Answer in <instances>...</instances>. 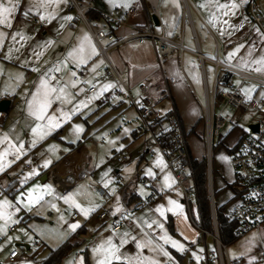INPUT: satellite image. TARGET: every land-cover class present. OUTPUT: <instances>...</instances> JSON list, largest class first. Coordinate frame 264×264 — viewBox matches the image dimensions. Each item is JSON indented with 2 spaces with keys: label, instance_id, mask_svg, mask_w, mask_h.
I'll return each mask as SVG.
<instances>
[{
  "label": "crops",
  "instance_id": "1",
  "mask_svg": "<svg viewBox=\"0 0 264 264\" xmlns=\"http://www.w3.org/2000/svg\"><path fill=\"white\" fill-rule=\"evenodd\" d=\"M180 1L183 2L187 10L188 0ZM0 2L7 4L8 0H0ZM35 3L36 0H17L16 10L11 13L9 23L0 24V33H3L0 36V40H2V43H0V99L7 98L10 100L7 111L0 112V140L4 136L8 137L9 129L10 132L15 134V144L18 145L19 142H23L22 154H30L38 164L39 169L44 170L46 168L43 166L45 160L50 161L49 165L56 162L53 170L54 180L56 173L77 174L79 181L67 190L66 193H71L72 199L81 206L92 207L94 208L93 211H95L98 209L96 206L102 204L98 198L94 199L92 203L89 202L92 201L89 197H96L94 193L95 186L102 187L110 195L108 202L114 199L113 201L111 200L109 206L112 210L111 219L107 218L108 215L102 220L91 219L89 212L88 217L83 215L84 223L80 224L84 225L85 229L87 225H85V222L89 219L93 228H97L100 223L108 220L106 227L111 229V232L117 233L119 231L120 233L123 228L122 224L118 230H112V226L124 208H128L129 211L132 210V215L127 221L126 229L123 231H138V236H141L144 241L151 238L154 246L156 243H161L158 237L163 232L155 224H153L152 228H148L145 222L151 223L152 221H158L163 225L164 231L169 236L177 234L180 239L186 242L188 241L189 243L191 237L183 228L182 224H180L181 220H183L186 227L188 226L184 208L181 206L174 212L168 211L171 208L167 197H165L168 190L167 188H163L162 190L164 183L163 175L166 173L162 166L154 164L157 154L151 155V152L155 151L152 137L149 133L140 131L139 128L136 130L132 129V125L129 123L131 116L133 118L137 117L136 108L127 102L125 95L115 94L113 88L108 89L102 95H96L90 102L87 100L88 97L98 92L97 82L101 85L106 82L113 83L111 78H107L102 74V71L107 67L108 62H110L117 70L119 76L124 80L128 93L131 96H138L140 86L143 83H148L149 88L146 97L153 104L154 108L164 114L171 110L176 111L180 117L186 140L190 137L197 136V141H199L198 143L202 149L192 153L187 142L191 158L205 160L206 179L213 208L215 206H223L224 212L231 214L233 206L238 202L236 190L231 186L233 183H236L235 172H232L231 177H223L220 175L217 177V182L213 186L212 173L214 171L212 168V153L205 140L203 124L205 89L207 93L211 92L207 87V75L204 62L208 61L213 64V59L219 57L216 54L215 58H211L201 52L196 28L191 17L189 16V21L196 48L184 45L188 49L184 53L188 52L192 54L200 64L201 75H199L197 70L195 77V73L192 74V79L198 85L201 77L204 89V102L202 104L195 101L192 94L195 91L188 81L186 72H184V53L181 55L172 54L163 59L160 64L156 57L154 43L150 39H145L140 43L138 39L131 38L117 44L114 41L102 39L97 44L93 38L91 34L92 28L102 29L107 33H111L116 39L133 36L141 26L148 23H151L155 32H158L155 29L156 25L152 21V14L142 7L140 0H130L127 8L123 7L124 0H86L89 9L94 10V12L101 16L96 19H90V22L78 17L72 9H68V0H60V3L55 8L48 7L45 10V15L52 13V18L41 20L37 10L31 8ZM134 5L137 7L136 11L129 14L128 9ZM30 8L31 10L29 11ZM26 12L27 15H25ZM158 15L159 23L157 26H162L164 33L174 38V31L165 27L166 20L159 10ZM66 17H71V19H66ZM106 17H108L107 20L105 19ZM34 18L39 21V24L35 23ZM248 25L246 23V25L243 24L241 27L246 29ZM14 34H17L15 35V39L13 38ZM85 34L88 35L91 42L95 45L97 55L91 56L87 63L77 66L68 54L77 47ZM21 35L23 39H21ZM175 38L178 37L176 36ZM183 39L185 38L182 33ZM49 41H51L50 44L48 43ZM100 48L106 50L102 51ZM194 50H197L204 56L203 62H200L198 56L194 54ZM219 60L221 59L219 58ZM223 62L226 64L225 61ZM57 67L60 69L59 71H49ZM55 72L60 73V79L55 78ZM73 72L75 73V77H77L76 79L71 75ZM45 73L48 74L47 78L50 83L59 81L68 86L67 91L70 94L71 103H61L53 100L47 115L55 116L60 126L52 128L51 130L45 127L42 132L34 134L32 132L33 127L37 123L46 125L47 121L38 122L30 114L28 101L32 99V93L36 91L40 84V78ZM247 74L264 81L255 75ZM236 77L239 78L237 75ZM73 80L78 82L74 87L72 86ZM88 81H91V83H88ZM90 87H95V91L92 93L87 92ZM122 96L124 100L121 98ZM102 97L106 98V102H100V98ZM78 101H85L86 106L80 107L79 111L74 112V106L77 105ZM102 104H107L110 110H103V108L97 110L98 106ZM137 104H140L139 100H137ZM15 109L18 112H16L14 117V115L11 116V113ZM58 109L72 113L70 118L63 119ZM18 113H20L18 116L20 118L19 120L17 119ZM119 116L120 118H118ZM10 123L12 126L8 128ZM77 125L82 127V131H77ZM125 129L129 131L125 132ZM129 133L133 137V144L130 147H126L124 146V142L128 140ZM10 136L12 137V135ZM241 136L238 135L237 139L229 145L230 147L228 146L227 151L229 156L232 147L238 142ZM33 140H35V144H33ZM96 141L98 142L97 144H95ZM7 144V140H4L0 143V148L4 149V145ZM120 145H123V147L121 148ZM124 148L131 150V155H129L130 159L125 163L119 164L115 161L114 154L117 150ZM17 155L19 154L12 153L2 162L5 167L3 171H0V179L3 175H6V184L10 181L8 186H6V191L8 192L11 191V185L13 184V178L8 176V171L11 162ZM108 156L114 161L115 167L110 168L112 162L108 160ZM160 156L167 165L165 158L161 154ZM216 160L217 164L224 161L220 153ZM27 165L29 164H25L24 168L30 169V165L26 168ZM149 168L155 173L154 176L146 175L147 169ZM104 173H107L106 177H104ZM121 175L127 179L125 188H131L135 193L141 192V194H145L148 192L147 196L153 194L154 199L145 202L143 205L140 204L139 207H135V204L126 205L123 201L124 189H117V184L114 182V179L117 176L122 177ZM102 177L103 179L111 181L108 188L103 186ZM136 182H141L147 190L139 191L140 189L138 190V184ZM139 188L142 189L141 186ZM237 188L239 189V185H237ZM113 189L114 191H112ZM117 197H119L118 202ZM138 197L139 202L144 200L140 196ZM180 204L182 205L181 197ZM158 205L164 206V216H160L156 212ZM117 207L120 208L119 212L115 211ZM73 208L75 209V207ZM193 211L199 219L197 204L196 209ZM79 217L80 214L73 218L77 219ZM3 223L4 221L0 220V224ZM179 224L183 229L179 227ZM11 225L15 227L14 223L8 222L6 224V231L10 233L15 232L17 229L15 227L13 231H9L7 228ZM77 228L71 230L67 237L71 236ZM99 229L100 227H98ZM207 235L210 236L209 234ZM249 242H251L250 246ZM133 243L134 239L130 241V244ZM164 246L166 247L165 250H168L174 256L171 258L174 262H168L164 259L161 262H166L165 264H189V261L186 262V254L189 253L188 251H186L185 255H182L181 253L183 251H179L168 244ZM26 248L28 249L29 247L26 246ZM12 249L17 248H10L6 252L5 263L7 262V254ZM142 250L144 253L146 252L145 247H142ZM206 250H213V248L207 249L204 245L203 256L200 258L201 264H204ZM160 254H163V252L160 251ZM224 254L234 264H264V222L254 229L239 234L233 242L225 245ZM176 256H181L179 261L174 259ZM252 257H255V259H252ZM22 258L18 250L15 261L6 264H20L23 261Z\"/></svg>",
  "mask_w": 264,
  "mask_h": 264
},
{
  "label": "rangeland",
  "instance_id": "2",
  "mask_svg": "<svg viewBox=\"0 0 264 264\" xmlns=\"http://www.w3.org/2000/svg\"><path fill=\"white\" fill-rule=\"evenodd\" d=\"M249 1L250 0H244V2H241V0H235V2L239 5V7L235 9V14H232V12H228L227 15H224V13L228 11L227 9H219L214 5L230 4L231 0H213L212 3H209V0H188L187 10L189 13L187 12L185 6L183 5V2L180 0H161V2L158 4V10L161 12V15L166 20L165 27L167 29H171L174 31V38L173 37L172 38L175 39L176 41L178 40L180 41L183 33L185 38L183 39L184 45L196 48L195 39L193 38V34L190 27L191 26L189 21V16H190L194 24V27L196 28L197 39L198 42L200 43L201 52L204 55H207L211 58H215L217 54L222 62L225 61L226 64L236 69L250 73L264 80V65H257L252 63V61L259 60L261 57H264V34L262 33L258 25L252 21L251 15L247 12L245 8L246 3H248ZM201 4H204L206 6L201 7L200 6ZM225 21H227V23H224ZM246 23L249 24L248 27L246 29L242 28L241 26L243 24L246 25ZM155 29L159 32L160 26L156 25ZM166 32L168 33V31ZM176 36L178 38H175ZM239 45H243V47H240L239 50L236 51L235 54L231 57V59H229L228 54L230 52H233L235 49H237ZM177 54H178L177 52L174 53V55ZM183 57H184V64H183L184 72H186L188 81L195 91V93L193 92L192 94L195 98V101H197V103L202 104V102H204V89L202 86L201 77L198 85H196L195 81L192 79V74L195 73L194 74L195 77L197 70L199 72V75H201L199 68L200 64L196 60V58L188 52H185ZM204 67L207 75L206 76L207 87L210 91H212L214 84L213 64L208 61H205ZM258 67L261 68L260 71L256 70ZM223 72H224L223 70H220L219 72L220 78L222 77ZM240 82L241 80L237 78L236 75H233L230 80V85H232L233 87L240 86L241 90L244 88H251L252 86H255L254 90H252L250 93V97L253 95L255 97L264 96L262 95V93H264V87H260L252 81H246L244 83H240ZM221 83L222 81L221 79H219L218 85H221ZM121 98L123 99V96ZM216 101L217 102L214 108V112H221L222 117L225 120V126L220 130L221 135L213 136L211 140L210 151L212 153V168L214 171L212 173L213 186L215 182H217V177H219L220 175L223 177L225 176L231 177V174L234 171L230 163V156L228 154L227 148L229 145H231V143H233V141L237 139V136L238 135L241 136L244 133H249L250 131L248 128L249 124H252L256 121H260L261 117L263 118V121L261 122V127H262L261 131L264 130L263 114L254 113V112H244L241 109H235L230 106H223L224 100L220 96L217 97ZM102 108L103 110H110V107H108L107 104H102L98 106L97 110H101ZM132 110L134 111L133 108ZM16 112H18L16 111V109L12 111L11 116L14 115L15 117ZM19 114L20 113L17 114L18 120L20 119L18 118ZM118 118H120V116ZM129 119H131L129 123L132 125V129L136 130L138 128L136 118H133V116H131ZM11 126L12 125L10 123L8 128H10ZM8 131H9L8 137H10L9 140H11L15 144L16 143L15 134L10 132L9 129ZM10 135H12V137ZM127 138L128 140H125L124 146L130 147L133 144L132 141L133 137L131 133H129V137ZM187 142L189 144L192 153L197 152L199 149H202L200 148L201 146L198 143L199 141H197V136L190 137L189 139H187ZM7 147L8 144L4 145V149ZM127 149L124 148L122 150H124L127 154L129 153V155H131L130 153L131 150L130 149L127 150ZM2 150L3 149L0 148V151ZM122 150H117V152ZM203 150H204V146H203ZM219 153L222 159H224V157H227L228 159L227 160L224 159V161L217 164L216 159ZM11 154L12 153H9L7 157ZM108 157H109L108 160L112 162L110 168L115 167L114 161L110 158V156ZM55 163L50 164L43 170L38 168V164L33 160L30 154L28 153L19 154V158L17 159L16 157L11 162L10 169L8 171L9 174L8 176L13 178L12 179L13 184L11 185L12 187L10 192L6 191V186H8V183H10V181L6 184V180H7L6 175H3L1 177L0 179L1 200L7 198L8 200L12 201L14 205H16L17 203L15 199L16 196L19 195L21 191L26 192L28 188H31L34 185L42 186L47 184L50 185L53 190L50 195L46 194L43 200L31 205L29 208H24L23 205H17L18 207H20L21 210L19 212H14L12 217L13 220L17 221L16 223H14L15 227L17 228L16 231L10 233L6 231V227H5V231L3 233H0V241H1L0 263L1 264L7 263V262L5 263V254L10 248H17L20 251V256L23 257L22 258L23 261L20 264H42L49 252V249L54 248L60 243H62L71 232V229L68 228V224H70L71 222L78 223V225L84 223L83 221L84 214L80 212L79 209L76 208L74 209L73 208L74 206L70 207V205L66 203L64 199H61V197L67 196L69 193L67 194L66 192H62L58 190L55 186L54 183L55 180L53 179V170ZM25 164H29L30 169H25L24 168ZM162 167L164 168L166 174L169 173L168 175L170 176V184H171V186L167 188L168 193L165 195V197H167V201H169V199L176 201L177 204H179L184 208L185 210L184 214L186 213L185 218L187 220L188 226L186 227V224L184 223L183 220H181L180 224H182L183 228L186 230V232L191 237V239L189 240L190 242L188 243V241L186 242L185 240L180 239L177 236V234L171 235V237L175 240H178L180 243L184 245L185 249L181 253L182 255H185L186 251L189 252L186 254V262L189 261V264H201L200 258L201 256H203L204 245L206 246L207 249L213 248L212 239L209 236L203 238L201 233L198 231L199 229L196 227V223L199 222V219L196 216V213H194L193 211L194 209H196L195 200L191 202V207L194 215L190 221L187 214V210L185 208V204L183 202L182 205L180 204V197L182 200L181 187L176 183L172 173H170L171 170L167 167L165 162ZM34 168L36 169V174L32 175L29 178L27 174L31 172ZM25 177H27V179H25ZM22 180L24 181L23 183H21ZM126 181L127 179L122 176V183L125 184ZM136 184H138V190L140 189L139 191L147 190V188L144 187V185L141 184V182H136ZM185 184L189 185L190 181L189 180L186 181ZM139 186H141L142 189L139 188ZM117 187H118L117 189H121L122 185H117ZM137 193L138 196H140V198L145 199L148 192L145 194H141V192H137ZM208 195H209V189H208ZM96 198H98V200H100L102 204L96 206V208L98 209L95 211L98 212L99 210L104 209L107 211V215H108L107 218L111 219L112 210L109 206L111 204V200L113 201L114 199H111L109 202L107 201L103 203V201L99 199L100 197L96 195V197L94 196V198L89 197V199L92 200L89 202L92 203ZM210 201L211 198L209 196V202ZM53 204L56 206L55 208L52 207ZM169 206H171V208L174 207L173 205L170 204ZM9 211H11V209H9ZM73 211H76L75 213L80 214V217L77 219L73 218L72 217ZM129 214L132 215V210L129 211L128 208H124L123 212L118 215L119 219L124 220L122 223L123 226L122 232H120V234L122 235L125 232L129 234V237L127 238V243L123 245V247L121 248V252L129 257H135L137 255L150 257L152 259L157 260L158 264L166 263V262H161L162 259L168 262L169 261L174 262L171 259L174 256L168 250L167 252L169 253V256H165L164 254H160L159 249L150 250V248L146 246L145 253L142 250V248L137 249L136 240L144 242L141 236H138V231L137 232L136 231L129 232L128 230L123 231L127 227L128 219L131 218V215ZM211 216H212V211H211ZM61 217H63V219H61ZM90 218L100 220L98 219L97 216L94 215H90ZM88 221L85 222V225L87 224L86 232L82 237H80L82 242L80 246L70 249L58 264H80L81 258H83V264H95L92 248L95 246V244L99 243L101 240L106 239L109 235H112L113 232L110 231L111 229L106 227L108 220H106V222L104 223H100L101 225L99 224L97 228L92 227L90 219ZM212 223H214L213 216H212ZM180 224L179 227L181 228ZM98 227L102 229L98 230ZM21 229H23V231H21ZM117 233H119V231ZM9 237H11V239H9ZM29 237H31V239H29ZM132 237H135L134 243L130 244ZM212 237L214 238L216 244V233L214 231V224H213ZM119 239H120L119 236H115V238L113 237V240L116 243H119ZM161 243L163 242L161 241ZM168 245L170 246L171 244ZM26 246H28L29 248L27 249ZM164 249H166L165 246ZM222 253L223 256L225 257L224 246L222 247ZM197 257H199V259H197ZM180 258L181 256H176L174 259L176 261H179ZM120 264H127V262L121 261Z\"/></svg>",
  "mask_w": 264,
  "mask_h": 264
},
{
  "label": "built area",
  "instance_id": "3",
  "mask_svg": "<svg viewBox=\"0 0 264 264\" xmlns=\"http://www.w3.org/2000/svg\"><path fill=\"white\" fill-rule=\"evenodd\" d=\"M142 7H144L150 14L159 17L158 4L161 0H140ZM68 9H72L75 14L83 20L90 22V19L86 16L89 6L86 0H68ZM136 6H131L128 9V13H134ZM245 8L251 15L252 21L258 25L262 33L264 34V0H250L246 3ZM35 19V23L39 24V21ZM106 20L108 17L105 18ZM91 34L96 40L97 44L102 39L114 41L115 44L127 41L131 38H136L141 43L145 39H150L154 43L156 57L161 64V61L168 56L178 53L181 55L184 51H187V47L184 46L182 37L180 41L167 36L162 26L159 32H155L151 23L143 25L137 31V33L130 37H122L116 39L111 33H107L102 29L92 28ZM102 51L106 49L100 48ZM200 60L203 62L204 56L197 50L193 51ZM214 64V84L212 91L207 93L205 89V103L203 112V124L205 132V140L208 148H210L211 140L213 136H219L220 130L225 126V120L222 117L221 112H214L216 106L217 97L220 96L224 100L223 106H230L235 109H241L244 112L261 113L264 115V96L255 97L254 95L247 98L242 92L240 86L233 87L230 85V79L232 74H236L241 82L253 81L260 87H264V81L259 80L243 71L226 65L217 57L213 59ZM223 70V75L220 78L219 72ZM102 74L113 80L115 87L113 92L115 94H123L126 96L130 105L134 106L137 110L136 121L140 131L149 133L152 137L155 151L151 152V155L161 154L172 171L176 183L181 187L182 202L185 204L188 217L191 221L193 218V211L191 202L195 200L197 204V194L194 190V178L193 171L190 165V155L187 140L181 120L176 111L171 110L168 113H161L154 108L153 104L146 97V93L149 88L148 83H143L140 86L139 94L136 97L131 96L128 93L124 80L119 76L115 67L108 62L107 67L102 71ZM56 79H60L59 72L54 73ZM77 77H74L76 79ZM221 79V85H218V80ZM172 81V79H171ZM227 89V91H225ZM95 91V87H90L87 92L92 93ZM137 100L140 104H137ZM100 102H106V98H100ZM261 117L259 123V129L257 132L249 131L244 133L238 140V142L232 147L230 151V163L235 172L236 181L239 183L240 194L237 195L238 202L233 206L231 210V218L237 222V234H242L248 230L258 227L264 222V130H262ZM255 123V122H254ZM98 142L96 141L95 144ZM129 154L125 151H119L115 153L114 158L117 163H125L129 158ZM29 165L26 166L28 168ZM55 186L58 190L66 192L69 188L74 186L79 178L77 174H55ZM190 181L189 185H186V181ZM115 184L122 185L121 189H125V184L122 183V177L117 176L114 179ZM95 194L98 195L103 202H107L110 199V195L100 186L94 187ZM154 199L153 194H149L144 200L135 204L136 207L143 205L145 202ZM78 214L73 213V217ZM90 215L97 216L102 220L107 216V211L104 209L90 212ZM123 219H116L112 230H118L123 223ZM196 227L204 233L203 229L196 223ZM9 231H13L15 227L13 225L8 226ZM223 245L219 246L216 242V249L205 251V263L211 264L217 260L218 264H234L223 256ZM18 255L17 249H12L6 257L7 263H13Z\"/></svg>",
  "mask_w": 264,
  "mask_h": 264
},
{
  "label": "snow or ice",
  "instance_id": "4",
  "mask_svg": "<svg viewBox=\"0 0 264 264\" xmlns=\"http://www.w3.org/2000/svg\"><path fill=\"white\" fill-rule=\"evenodd\" d=\"M213 0H209V3H212ZM241 2H244V0H241ZM60 3V0H36V3L31 6V8H34L37 10L40 19L46 20L52 18V13H48L45 15V10L48 7L55 8L56 5ZM130 0H124L123 7L127 8L129 6ZM178 6V5H177ZM201 7H205L206 5L201 4ZM215 7L219 9H227L224 13V15H227L228 12H232V14H235V9L239 7V5L235 2V0H231L230 4H215ZM17 7V0H8L7 4L0 2V24H8L10 20L11 13H13L16 10ZM29 9V11L31 10ZM27 15V12L25 13ZM66 19H71V17H66ZM211 21V18H210ZM224 23H227L225 21ZM63 26V25H62ZM61 26V27H62ZM215 26V25H214ZM171 34V33H169ZM3 33H0V36H2ZM14 34L13 38L15 39ZM21 39H23V36L21 35ZM0 43H2V40H0ZM49 44L51 41L48 42ZM240 47H243V45H239L237 49H235L233 52H230L228 54V58L231 59V57L235 54L236 51L239 50ZM69 57L72 58V60L76 63L77 66L87 63L88 59L91 58V56L97 55V49L95 45L91 42V39L88 37L87 34L84 35V37L81 39L80 43L77 45L76 48H74L71 52H69ZM102 63V61H101ZM253 64L257 65H264V57H261L259 60L252 61ZM95 67V66H94ZM35 70V69H34ZM59 71L60 69L57 67L55 69H50L49 71ZM257 71H260L261 68H257ZM73 77H75V73H71ZM48 74L45 73L44 76L40 78V84L37 87L36 91L32 93V99L28 101V108L29 112L32 116L35 117V119L40 121H47V124L37 123L35 127H33L32 132L34 134L38 132H42V130L47 127L49 130L55 127H59L60 124L57 122V118L55 116L47 115L48 109L52 106L53 100L61 102V103H71L70 94L67 91V85L63 84L59 81H56L55 83H50L49 79L47 78ZM54 79V78H53ZM78 83L77 81H72V86L74 87ZM88 83H91V81H88ZM98 86V92L94 94L93 96H90L87 98V100L90 102L93 98H95L96 95H102L104 92H106L110 88H114L115 84L112 82H106L104 84H99L97 82ZM255 86H252L251 88H244L242 91L245 93V96L247 98H250V93L252 90H254ZM83 91V89H81ZM227 91V89L225 90ZM264 95V93H262ZM85 101H78L77 105L74 106L73 111H79L80 107H85ZM61 117L63 119H69L72 113H67L62 110H59ZM77 131H82V127L77 125L76 126ZM129 131L128 129H125V132ZM42 138V137H41ZM4 140H7L8 147L0 151V171H3L5 165L2 163L7 155L9 153H17L22 154L23 150V142H19V144H14L11 140L8 139L7 136H4L2 140H0V143H2ZM33 144H35V140H33ZM122 148L123 145H120ZM19 158V155H17V159ZM224 159H228L227 157H224ZM50 161L45 160L43 166L47 167L49 165ZM154 164L158 166H163L164 162L162 157L160 156L159 152H157L156 160L154 161ZM36 169L34 168L31 172L27 174L28 177L35 175ZM104 177L107 176V173L103 174ZM146 175L148 176H154L155 173L151 168L147 169ZM27 179V177H25ZM103 186L105 188L109 187L110 180L103 179ZM163 188H168L171 186L170 184V176L168 174L163 175ZM24 181L22 180L21 183ZM52 188L50 185H34L31 188H28L26 192L21 191L19 195L16 196V205L13 204L12 201L8 200L7 198H4L0 200V220L4 221L3 224H0V233H3L5 231L6 224L8 222L16 223L17 221L13 220V213L19 212L21 209L17 205H23L24 208H29L31 205L43 200L44 196L46 194L52 193ZM114 191V189L112 190ZM61 199H64L66 203L70 205V207L74 206L76 209H79L80 212H82L85 216L89 214V212L93 211L94 208L92 207H83L79 203H77L75 200L72 199V194L69 193L67 196L61 197ZM119 201V197H117V202ZM168 203L170 205H173L174 207L169 208L168 211H176V209H179L181 206L176 203V201H173L169 199ZM52 207H56L54 204ZM11 209V211H9ZM116 212L120 211V208L117 207L115 209ZM156 212L160 214V216H164V206L158 205L156 208ZM131 215V214H129ZM63 219V217H61ZM148 228H152L153 224L157 228L161 229V232H163L162 235H159L158 239L159 241H162L163 243H156L153 246V240L151 238L147 239L144 242H141L139 240H136V247L137 249H140L142 247H149L150 250H156L159 249V251L163 252L165 256H169V253L164 249L165 244H171L173 248H176L179 251L184 250V245L180 243L178 240L173 239L171 236H169L163 229V225L160 224L158 221H152L151 223L145 222ZM78 223H70L68 224V228L71 230H75L78 227ZM23 231V229H21ZM147 235V234H146ZM119 236V243L114 242L113 237ZM129 237V234L127 232L123 233L122 235L120 233L113 232L112 235H109L106 239L101 240L99 243L95 244V246L92 248L93 258L95 261V264H120L121 261H126L127 264H158V261L155 259H152L150 257H144L142 255H137L135 257H129L121 252V248L125 243H127V238ZM11 239V237H9ZM31 239V237H29ZM132 239H135V237H132ZM187 239V238H185ZM249 242V246H250ZM243 254V253H241ZM195 255V253H194ZM199 259V257H197ZM252 259H255V257H252ZM80 264H83V258L80 260Z\"/></svg>",
  "mask_w": 264,
  "mask_h": 264
},
{
  "label": "trees",
  "instance_id": "5",
  "mask_svg": "<svg viewBox=\"0 0 264 264\" xmlns=\"http://www.w3.org/2000/svg\"><path fill=\"white\" fill-rule=\"evenodd\" d=\"M86 16L89 19H96L97 17H101L100 14L94 12V10L92 9L87 10ZM190 165L193 171L194 190L197 194V207L199 211V222L197 224L200 225L204 233H202L200 230L199 232L202 236H204L203 238L208 236L207 234L211 236V239L213 240V250H215L216 244L214 238L212 237L213 223L208 195L205 160L193 159L190 155ZM238 184L239 183L236 181V183H233V185H231L236 190V195L240 194V191L237 188ZM123 201L126 205L137 204L139 202V197L137 193L132 191L131 188H125L123 191ZM214 215L221 244L225 246L233 242L239 236V234H237L236 232L237 222L231 218V214H226L224 212L223 206H215ZM85 232L86 229L84 225H80L77 230L71 236L67 237L62 243L54 248L49 249V252L44 259L43 264H58L70 249L77 247L82 243L80 237H82ZM204 264H206L205 256ZM211 264H218V262L217 260H215Z\"/></svg>",
  "mask_w": 264,
  "mask_h": 264
},
{
  "label": "water",
  "instance_id": "6",
  "mask_svg": "<svg viewBox=\"0 0 264 264\" xmlns=\"http://www.w3.org/2000/svg\"><path fill=\"white\" fill-rule=\"evenodd\" d=\"M151 18H152V21L154 22V24L158 25L159 21H158L157 16L152 15ZM9 104H10V100L9 99H7V98L0 99V112L7 111V109L9 108ZM248 128L252 132H257L258 129H259V123L255 122V123L249 124ZM210 206H211V211H212V216H213V221H214L213 224H214V231L216 233V242H217V245L219 246L220 240H219V237H218L217 227H216V223H215L214 208H213V205H212L211 201H210Z\"/></svg>",
  "mask_w": 264,
  "mask_h": 264
}]
</instances>
